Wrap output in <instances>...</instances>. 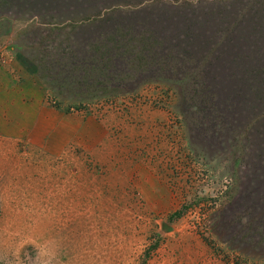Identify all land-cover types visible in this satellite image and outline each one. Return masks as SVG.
Masks as SVG:
<instances>
[{
    "label": "rangeland",
    "instance_id": "obj_1",
    "mask_svg": "<svg viewBox=\"0 0 264 264\" xmlns=\"http://www.w3.org/2000/svg\"><path fill=\"white\" fill-rule=\"evenodd\" d=\"M4 10L0 264H264L251 147L234 163L165 84L65 111L33 72L31 19Z\"/></svg>",
    "mask_w": 264,
    "mask_h": 264
},
{
    "label": "trees",
    "instance_id": "obj_2",
    "mask_svg": "<svg viewBox=\"0 0 264 264\" xmlns=\"http://www.w3.org/2000/svg\"><path fill=\"white\" fill-rule=\"evenodd\" d=\"M5 8L31 19L33 72L65 111L165 84L185 102L180 113L226 134L234 163L251 147L248 177L264 214V0H0V18Z\"/></svg>",
    "mask_w": 264,
    "mask_h": 264
},
{
    "label": "crops",
    "instance_id": "obj_3",
    "mask_svg": "<svg viewBox=\"0 0 264 264\" xmlns=\"http://www.w3.org/2000/svg\"><path fill=\"white\" fill-rule=\"evenodd\" d=\"M14 62V61H13ZM16 62V61H15ZM8 66H9V63H8ZM10 67V66H9Z\"/></svg>",
    "mask_w": 264,
    "mask_h": 264
}]
</instances>
